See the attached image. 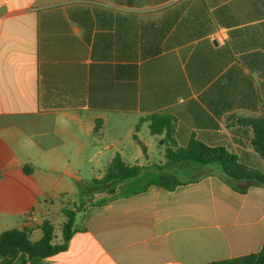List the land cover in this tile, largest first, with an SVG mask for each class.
I'll return each mask as SVG.
<instances>
[{"label": "crops", "instance_id": "0c3cea01", "mask_svg": "<svg viewBox=\"0 0 264 264\" xmlns=\"http://www.w3.org/2000/svg\"><path fill=\"white\" fill-rule=\"evenodd\" d=\"M263 110L264 0H0V235L29 228L36 241L49 220L58 243L61 212L77 205L65 177L78 182L80 164L96 162L101 179L120 154L140 175L119 196L83 203L68 250L42 264L257 254L264 185L194 181L202 172L188 163L165 168V134L147 119L172 117L180 147L195 138L263 162L244 127ZM160 174L183 184L148 185Z\"/></svg>", "mask_w": 264, "mask_h": 264}, {"label": "trees", "instance_id": "16d2710c", "mask_svg": "<svg viewBox=\"0 0 264 264\" xmlns=\"http://www.w3.org/2000/svg\"><path fill=\"white\" fill-rule=\"evenodd\" d=\"M150 130L153 135L165 134L167 149L165 168H172L180 164H190L202 173L194 181L207 175H220L227 183L237 188V184L248 182L264 185V168L256 162H243L235 152L219 146H210L195 138L180 147L174 140L175 120L167 115H152ZM244 127L251 129V146L258 157L264 162V110L260 116L245 120ZM137 139V137H135ZM26 167V172H27ZM143 168L129 166L120 154H117L109 164L105 175L101 179H94V189L97 193H104L111 197L119 196L118 187L124 182L137 178ZM183 183L171 174L154 176L148 185H154L172 191ZM105 199L102 203L108 201ZM76 205L75 209L62 210V242H55V226L45 220L39 226L42 237L32 240V230L29 228L13 229L0 235L1 264H42L46 259L66 252L79 229L76 228V216L82 209ZM208 264H264V246L257 254L212 262Z\"/></svg>", "mask_w": 264, "mask_h": 264}, {"label": "rangeland", "instance_id": "374dc122", "mask_svg": "<svg viewBox=\"0 0 264 264\" xmlns=\"http://www.w3.org/2000/svg\"><path fill=\"white\" fill-rule=\"evenodd\" d=\"M78 162H63L64 165L67 166H72V165H76ZM258 164H260L261 168H264V162H256ZM81 166L79 167L80 169V176H81V180H79L78 182H76L75 180H71L68 179L67 177H65L64 181L70 182L71 186L73 188H70L68 191L69 192V197L68 199L71 200L74 197L73 193V189L75 190V195L77 196V205H81L83 203L89 202V201H93V202H101L105 199L110 198V195H106L104 193H97L95 192V185L93 183V180L95 178V176H93V173H95V171H98V168H95L97 163L96 162H82V164H80ZM60 174V173H59ZM195 172L193 171H188V172H181L178 175L179 179H185L187 177H190L192 175H194ZM58 175V174H56ZM149 177V176H148ZM143 181H135L131 186H129L128 188H125L126 191L130 190V189H137L139 187H141L143 185ZM65 186V185H63ZM59 221V220H58ZM56 223V226H58V229L56 230V236L58 243L62 242V236L59 230V226L62 227V223L58 222ZM34 240V239H33Z\"/></svg>", "mask_w": 264, "mask_h": 264}]
</instances>
